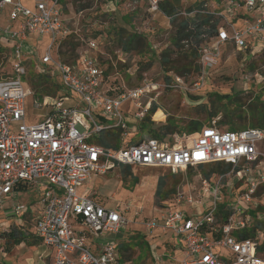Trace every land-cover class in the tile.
Wrapping results in <instances>:
<instances>
[{
  "label": "built area",
  "instance_id": "obj_1",
  "mask_svg": "<svg viewBox=\"0 0 264 264\" xmlns=\"http://www.w3.org/2000/svg\"><path fill=\"white\" fill-rule=\"evenodd\" d=\"M68 1L0 0V37L6 39L4 47L12 50V68H15L14 75L9 72L0 75V210L20 187L36 188L42 195L39 211L33 216V232L50 251L52 264H132L122 257L115 238L101 243L98 250L92 246L95 237L117 236L126 228L130 223V206L106 208L95 200L91 190L80 194V189L94 175H106L120 166L168 169L177 175L188 168L224 163L232 166L228 173L216 175L215 180L201 179V190L209 195L211 202L202 216L197 213L202 204L183 187L177 190L171 208L160 209L158 216L143 218V207L138 206L134 220L152 235L172 232L178 236L183 242L180 264H264V258L258 254L263 233L247 239L238 236L252 227L251 212L257 209L258 192L264 186V130L230 131L215 121L195 134L190 144L179 141L172 145L145 138L132 145L120 141L117 149L98 145L109 129L123 132L137 129L152 106L153 99L145 106L140 101L151 92V85L128 88L126 77L118 70L131 58L134 61L138 58L139 63L144 61L143 55L136 51L120 49L115 52L116 58L107 60L108 66L103 64L104 53L100 49L103 36L81 37L72 23L75 17L67 16ZM94 1L106 15L119 12L129 17L134 34L139 36L158 15L169 21L187 15L177 11L166 16L162 5L171 0ZM198 5L200 8L188 14L190 18L212 14L221 19L213 36L206 33L205 27L200 35L193 29L195 35L181 42L198 50V76L204 84L223 48L232 46L243 51L264 46V0H199L193 7ZM142 13L148 21L140 29L137 17ZM239 21L241 25L237 26ZM33 35H38V40L50 36L41 64L54 66L65 97L39 100L26 86L27 64L32 63L20 62V57ZM72 37H78L86 49L78 52L74 62L65 63L60 50ZM55 48L57 58L53 56ZM110 69L113 73L109 75ZM126 73L131 81L136 72L127 69ZM182 79L186 80L176 76L173 82ZM175 84L178 85L175 82L172 86ZM200 84L194 83L197 87ZM166 85L162 84L168 88ZM29 96L33 97L35 109L47 110L43 120L34 124L26 121ZM73 98L76 104L66 107L65 103ZM125 104H132L137 110L132 122L124 113ZM183 205L191 207L190 213L182 210ZM221 205H225L224 212L230 213L225 221L217 217ZM25 210L26 206L17 201L11 213L19 216ZM12 226H2L0 232H8Z\"/></svg>",
  "mask_w": 264,
  "mask_h": 264
},
{
  "label": "rangeland",
  "instance_id": "obj_2",
  "mask_svg": "<svg viewBox=\"0 0 264 264\" xmlns=\"http://www.w3.org/2000/svg\"><path fill=\"white\" fill-rule=\"evenodd\" d=\"M198 1L199 0H180V9L187 15H181L176 24H172L171 21L162 15H158L154 20H150V24L147 25L148 29H145L142 34L146 43L150 46L149 50L143 54L144 57H141L144 58V61L139 63L138 58L136 61H134V58H131L126 66H119L118 68V70L121 71V75L126 77L128 88L138 87L143 84L151 85V92L140 101L143 106H145L153 99L152 104H157L159 106L156 113L151 116V122L155 124L154 128H159L162 125L168 124L169 118L171 119V123L179 126L180 129H176L174 134L168 135L164 139L172 145L180 142L183 145L188 142L190 144L189 140L193 138L194 135L188 134L184 130V127L190 122H198L203 126L209 123L210 117H207V110L212 107L210 94L211 96L212 94L238 96V98H240V103L237 105L235 103L230 104V100H225L221 103L214 102L216 104L214 109L224 111L226 109L233 110L237 107H241L244 113L243 116L247 119L245 124H248L249 120L247 115L249 105L256 106L259 97H261V101L264 102V46L249 47L243 51H239L232 46H227L223 48L220 58H218L216 64L210 70L209 77L205 79L204 84L199 80L198 74H194L186 78V80L182 79V82L175 81L179 85V87L176 88L177 91H166L167 88L162 86L163 82L161 79L164 73L168 71H165L161 66V55L168 51L172 52V60L178 62L183 60V56L189 48L182 45V43L181 45L183 47L185 46L182 49L175 45L174 39L176 38L178 23L184 18H190L188 16V10L198 4ZM67 4L69 7V9H67V16L70 19L75 17V19H72V23L76 24L81 37L89 39L99 35L103 36L100 40V49L104 53L101 60L105 66H108L107 60L116 58L115 52L123 49L120 41H118L117 32L120 29H124L128 34H134L135 30L131 27L132 20L130 22L125 21L119 12L114 15H106L102 6L94 0H82L77 3L75 0H69ZM80 4L90 5L88 8L82 9L84 12L81 16H79V12L82 10H78ZM137 19L140 24L139 28L143 29L144 23L148 21L147 16L142 13ZM236 24L240 26L241 22L239 21ZM38 37V35H33L26 42L25 48L22 50L20 62L31 61L37 73L56 75L53 65L46 67L41 64L42 58L46 54L47 46L51 42V38L49 35H46L42 40H38ZM0 42L3 44V47L7 46L4 37H0ZM83 49H86V45L84 44L80 47L79 51L81 52ZM56 51L57 49L55 48L53 51L54 58H57ZM137 64L139 69H137ZM142 67H144V69H142ZM127 69L136 72L131 81L128 73H126ZM108 72L110 75L113 73V70L110 69ZM9 74H15L14 67L10 69ZM30 74L28 73V77ZM195 82H200V86H195ZM191 96H198L199 98L195 99ZM75 104L76 100L73 98L71 100L69 99L65 103V106L71 107ZM27 105L28 116L26 121L28 123L42 121V115L46 114L47 110L35 109L32 96L28 97ZM131 106L132 110L130 111ZM123 109L126 110L124 113L129 117L127 120L132 122V117L137 110L132 104H125ZM220 118L221 114L213 118L211 124L215 121L218 122ZM236 122L238 125L240 124L239 120ZM245 124L243 123L241 125ZM142 136L143 139L152 137L150 134L142 135L140 133V124L138 123L135 131L130 129L122 132L120 141L125 143H129L130 141L135 142L139 141ZM213 170H215L214 165H207L203 169L199 167L188 168L183 172H179L177 175H173L168 169L133 167L132 173L138 178V182L135 184L132 181V177L128 176L125 178L120 168L117 167L106 175L92 179V181L86 183L85 186L87 185V188L90 187L94 189L92 192H96L98 199L103 200L109 209H116L118 207L127 209V206H130V213L133 216L136 207L142 206L144 210L142 214L143 218H148L153 215L158 216L160 214L159 210L162 209V204L172 206L177 190H182L184 187L186 193L191 194L197 203L202 204L203 207L199 208L202 209V211L199 209L197 210V213L202 216L204 210L211 206V202H209V195L204 194L201 190V179L206 174H211V180H215L217 174H213ZM175 176L177 181L174 180ZM160 177H165L167 179L165 192L176 187L175 193L170 194L167 199L156 196V182H158V178ZM175 183L177 186H175ZM39 196V191H37L36 188H31L28 192H18L14 197L8 198L0 210V227L4 226L10 228L12 225H18L21 226L22 230L32 234L34 217L29 214L38 211L37 201L40 200ZM17 201L27 208V210L22 212L19 216H15L11 213V208L14 202ZM259 205L264 206V187L260 188L258 192L257 206ZM182 210L190 213L191 207L183 205ZM259 216L263 217L262 215ZM13 226L12 229L14 228ZM117 236L119 240L126 239L130 241V244L140 239H144L149 243L150 248H135L130 255H126L128 256L126 259L133 261L134 264H153V261L154 264H178V262L173 259L174 257H178L173 254L174 248H172V246H175L176 249H180L181 240L172 232L155 233V235L152 236V234L147 232L144 226L130 221L126 228L122 230L120 234H117ZM3 241L0 239V243L3 244ZM100 242L101 239L97 243ZM49 252L48 248L41 243L33 246L23 242L19 246L14 247L9 254L0 250V263L52 264ZM222 253H224V250H222Z\"/></svg>",
  "mask_w": 264,
  "mask_h": 264
},
{
  "label": "trees",
  "instance_id": "obj_3",
  "mask_svg": "<svg viewBox=\"0 0 264 264\" xmlns=\"http://www.w3.org/2000/svg\"><path fill=\"white\" fill-rule=\"evenodd\" d=\"M77 2H81L82 0H75ZM90 5L89 4H80L78 6V10L86 9ZM181 5L180 0H171L167 1L162 5V11L165 13L166 16H172L175 12L181 11ZM196 8H200V6L193 7L188 10V14L194 11ZM123 19L127 22L130 21L129 18L123 17ZM178 18H173L171 20L172 24H176L178 21ZM221 23V19L218 16H214L212 14H205V15H196L192 18H184L178 23L177 27V33L175 40V45L179 48H184L181 45L182 41L190 40L192 36H194L195 32H193V29H196L197 35H200L202 32H200L204 27L207 28V34L209 36H213L216 33V30L219 24ZM118 41H120V44L122 45V48L125 51H136L138 54H145L147 50H149L150 46L146 43L143 36H139L136 34H128V32L124 29H120L118 32ZM84 43L78 38V37H72L70 40L66 41L60 50V57L63 62L65 63H72L74 62L79 54V49L82 47ZM162 68L165 71H174L177 76L188 78L191 75L198 74L200 72V66L198 64L199 60V53L198 50L189 47V50L186 51V54L183 56V60L178 62L175 60H172V52H164L162 55ZM252 65V64H251ZM8 66V67H7ZM13 66L12 61V50L7 49L3 47V45L0 42V75L5 74L6 72H9L10 69ZM144 69V67H142ZM27 71L30 74L29 77L25 79L26 86L32 91L34 98H38L39 100H43L44 97H53V98H62L65 97V94L61 91L60 83L56 77V75L53 74H45V73H37L35 71L34 66L31 64H27ZM28 75V74H27ZM195 99H198V96H191ZM212 107L207 110V117H210L209 123L207 125H211V120L215 117H218L219 114H221L220 120L217 122L219 126L222 128H226L230 131H241L246 130L248 128L251 129H262L264 130V102L261 101V97L258 98V104L256 106L249 105V111L247 113L248 115V124H245L247 121L246 117L243 116V112L241 110V107H237L233 110H224L219 111L218 109H214L216 104L214 102H223L225 100L229 101L231 103H235L236 105L240 103V98L238 96H232V95H221V94H210ZM199 101V100H197ZM214 103V104H213ZM27 102H26V115L27 113ZM200 106V104H199ZM159 108L158 105L152 104L151 109L143 122L140 124V133L142 135L144 134H150L152 137L158 139L160 141H166L164 140L166 136L172 135L175 133L176 129H180L179 126L175 125L174 123H171V119H168V124L162 125L159 128H154V123L151 122V116L154 115ZM204 108V107H203ZM202 109V108H201ZM204 110V109H202ZM240 121L239 125L236 121ZM28 123V122H27ZM245 125H241V124ZM28 124H34V123H28ZM207 125H201L198 122H190L187 126L184 127V130L188 134L195 135L199 133L204 127ZM122 130H107L102 136L101 139L98 140V145L109 148V149H117L121 146L120 138L122 135ZM143 140V136L140 138L139 141L135 142H129L128 144H136ZM215 166V170L212 171V173L217 175H223L228 173L231 169V165H227L224 163H215L212 164ZM205 166H199V168L203 169ZM122 175L127 178L128 176L132 177V181L136 184L138 182V178L133 175L132 173V167L130 166H120ZM203 178L211 179V174H206ZM175 181H177L176 176L174 178ZM133 183V184H134ZM175 186L176 183H175ZM167 187V179L165 177H160L158 179L157 183V191L156 196L157 197H163L164 199H167L168 196L172 193H175V188H172L168 192H165V188ZM264 187V186H263ZM260 191V190H259ZM170 199V198H169ZM168 199V200H169ZM173 199V198H172ZM175 199V197H174ZM174 202H172L173 206ZM172 206L165 204H162V208H171ZM220 212L217 215L218 218L225 221L230 216V213L224 212L225 205L220 206ZM251 214L254 217V223L250 229H247L243 232H239L238 236L241 239H247V238H254L256 236V233L262 231L264 236V206L259 205L255 211H252ZM259 215H262L263 217H260ZM27 217V216H26ZM0 239L3 241V244L0 243V250L4 253L9 254L14 247L19 246L21 243L25 242L30 245H38L40 240L36 237L34 232L32 234L28 231H24L20 227H15L8 232H0ZM120 252L124 256L127 254H131V252L134 251L135 248H150L148 243L143 240H137L134 243L130 244H119L118 245ZM258 254L264 258V238L263 242L258 246ZM1 264V263H0Z\"/></svg>",
  "mask_w": 264,
  "mask_h": 264
},
{
  "label": "crops",
  "instance_id": "obj_4",
  "mask_svg": "<svg viewBox=\"0 0 264 264\" xmlns=\"http://www.w3.org/2000/svg\"><path fill=\"white\" fill-rule=\"evenodd\" d=\"M156 169V168H155ZM158 169H161V168H158ZM96 177H99L98 175H94L93 176V178L92 179H94V178H96ZM159 179V178H158ZM92 181V180H91ZM158 182H156V184H157ZM85 186V185H84ZM82 187L81 189H80V193L81 194H83V193H85L87 190H91V191H94V189H91L90 187L89 188H87L86 186L85 187ZM31 188H33V187H20L19 188V190H18V192H28ZM41 195L42 194H40V196H39V198H41ZM93 195H94V198H95V200L100 204V205H102V206H105L106 208H107V205H105V202L103 201V200H101V199H98V197H97V193L95 192H93ZM37 206H38V211H39V200L37 201ZM38 211L37 212H35L33 215H32V217L34 216H36V214L38 213ZM128 217H129V219H130V221L131 222H136L135 220H134V217L132 216V214L130 213V214H128ZM137 223V222H136ZM155 233H160V232H155ZM155 233L153 234V235H155ZM152 235V236H153ZM113 238H115L116 239V242H117V244L119 245V244H128V243H131L130 241H128V240H126V239H120L119 240V237L118 236H114V235H105V236H101V237H95V239H94V241H92V246H93V249H96V250H98L99 249V246H100V244L101 243H104V242H107V241H110V240H112ZM101 239V242L100 243H97L99 240ZM144 240V239H143ZM146 241V240H145ZM148 245H149V243H148ZM150 246V245H149ZM182 246H183V242H182V240H181V245L179 246V248L180 249H176V247L175 246H172V248H174V255L176 256V257H178V258H173V259H175L174 261H177L178 262V264H180L181 263V261H182V259H183V249H181L182 248ZM50 253V252H49ZM121 255H122V253H121ZM139 256H140V254H139ZM138 256V257H139ZM122 257H123V255H122ZM128 256H124V258L126 259ZM127 260V259H126ZM137 260H138V258H137ZM129 261V260H128ZM130 263H132V264H134V262L133 261H129ZM153 264H154V261H153Z\"/></svg>",
  "mask_w": 264,
  "mask_h": 264
},
{
  "label": "flooded vegetation",
  "instance_id": "obj_5",
  "mask_svg": "<svg viewBox=\"0 0 264 264\" xmlns=\"http://www.w3.org/2000/svg\"><path fill=\"white\" fill-rule=\"evenodd\" d=\"M176 76H177V74L174 71L164 73V76L162 77L161 80H162L164 85L167 84L166 86H168L166 91H171V92L172 91H177V89L173 88V86H178V85L175 84V85L172 86V84L175 83L173 81H174Z\"/></svg>",
  "mask_w": 264,
  "mask_h": 264
}]
</instances>
